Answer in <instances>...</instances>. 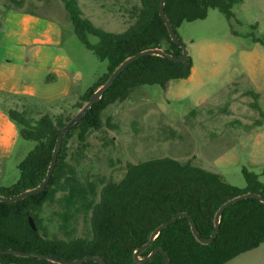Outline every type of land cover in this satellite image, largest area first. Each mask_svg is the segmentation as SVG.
Returning <instances> with one entry per match:
<instances>
[{
	"label": "rangeland",
	"instance_id": "374dc122",
	"mask_svg": "<svg viewBox=\"0 0 264 264\" xmlns=\"http://www.w3.org/2000/svg\"><path fill=\"white\" fill-rule=\"evenodd\" d=\"M77 1L84 17L114 33L134 23L140 6L139 0ZM18 6L0 0V81L11 79L18 92L36 95L2 93L0 107L7 119L14 109L33 120L49 115L69 122L81 112L80 105L88 104L83 95L107 73L108 63L78 39L60 0H23ZM233 12L228 20L211 9L206 19L178 29L193 60L189 79L172 81L167 89L134 90L126 101L105 109L102 129L92 132L85 146L70 140L67 160L80 181H119L128 163L169 157L219 174L239 188L246 186L244 168L264 183V0H243ZM37 67L63 69L70 82L67 92L58 96L65 79L52 71L55 80H41L33 70ZM35 144L20 137L11 155L0 156V188L18 181L19 164ZM61 197L46 205L41 217L51 235L64 238ZM75 226L76 236H84L89 221L80 215Z\"/></svg>",
	"mask_w": 264,
	"mask_h": 264
},
{
	"label": "trees",
	"instance_id": "16d2710c",
	"mask_svg": "<svg viewBox=\"0 0 264 264\" xmlns=\"http://www.w3.org/2000/svg\"><path fill=\"white\" fill-rule=\"evenodd\" d=\"M22 1L9 0L19 8ZM60 1L78 39L108 63L107 73L83 95L87 103L125 60L144 50L161 48L172 56H182L181 47L172 41L160 16L161 0H139L134 23L122 33L96 26L84 17L77 0ZM242 3L243 0H165L164 10L179 36L178 29L183 23L204 20L211 9H218L231 20L233 9ZM90 36L99 41L91 42ZM192 68L191 57L186 62H176L156 55L141 57L128 65L100 101L88 108L66 133L46 190L12 205L0 201V249L44 254L68 261L98 256L106 264H135L136 252L149 242L152 233L183 213L195 222L198 235L193 233L191 221L181 217L159 233L152 245L140 253L141 259L160 247L166 251L169 264H227L260 246L264 242V202L259 199H244L229 206L220 218L218 235L213 242L203 244L199 241V237L212 236L216 228L215 215L228 200L246 193L264 198V183L246 168L243 169L246 186L239 188L221 175L189 162L169 157L153 158L137 164L128 163L119 181L98 184L80 181L76 169L67 160L70 140L76 138L85 146L89 135L102 129V116L108 106L126 101L142 86L157 85L167 89L172 81L187 80ZM8 115L18 126L20 137L36 143L19 164L18 181L0 188V195L11 198L41 186L58 137L68 122L61 117L54 120L49 115L33 120L25 112L14 109H9ZM58 195H62L59 201L66 209L59 214L62 220L59 229L64 238L51 235L41 217L44 207L55 203ZM80 215L89 221L84 236H76L75 225ZM29 217L34 219L37 230L30 227ZM0 264L57 263L6 254L0 255ZM83 264L99 263L86 261ZM144 264H164V255L157 252Z\"/></svg>",
	"mask_w": 264,
	"mask_h": 264
},
{
	"label": "water",
	"instance_id": "95a60500",
	"mask_svg": "<svg viewBox=\"0 0 264 264\" xmlns=\"http://www.w3.org/2000/svg\"><path fill=\"white\" fill-rule=\"evenodd\" d=\"M164 6H165V0H161V6H160V16L162 18V20L164 21L165 25L167 26V29L169 31L170 37L172 39V41L174 43H176L177 45H179L183 51L182 56L181 57H175L172 56L170 54H168L164 49L158 48V49H148V50H144L142 52H140L139 54L128 58L127 60H125L109 77V79L107 80V82L101 86L90 98V101L88 102V104L81 110V112L72 120H70L66 126L62 129L55 149L53 151V156H52V161L49 167V170L47 172V176L45 178V180L43 181V183L41 184V186H39L38 188H34V189H30L27 190L19 195L13 196L11 198L9 197H5L0 195V201L1 202H5L7 204H14L16 202H19L21 200H23L24 198L30 196V195H34V194H38L41 193L43 191L46 190L47 185L51 179L52 173L55 169L56 163H57V159H58V155L59 152L62 148L63 145V140L64 137L66 135V133L84 116V114L86 113L87 109L90 108L92 105L97 104L100 99L102 98L103 94L106 92V90H108L111 85L113 84V82L115 81V79L125 70V68L130 65L131 63H133L134 61L140 59L141 57L144 56H161V57H165L169 60L172 61H176V62H186L189 59V52L187 49V46L180 40L179 36L176 34L172 24L170 23L165 10H164ZM244 199H259L260 201L264 202V198H262L261 196L255 194V193H246V194H242L236 198H233L231 200H228L227 202H225L224 204L221 205V207L219 208V210L217 211L216 215H215V231L212 234V236H210L207 239H203L201 237H199V241L203 244H210L213 242V240L215 239V237L218 235V231H219V224H220V218L223 214V212L231 205L237 203L238 201L244 200ZM184 217L187 218L191 221V225H192V231L195 235H198V230L197 227L195 225V222L192 220V218L186 214H180L175 216L174 218H172L171 220H169L168 222L160 225L151 235L149 242L142 246L135 254V264H144L147 261H149L155 253L157 252H161L164 255V264H169V257L166 253V251L163 248H155L152 253L145 259H141L140 253L143 252L144 250H146L147 248H149L152 243L155 241V239L158 237L159 233L166 228L168 225H171L172 223H174L177 219ZM29 225L30 227L35 231L37 230V226L36 223L34 221V219L32 217H29ZM16 255V256H21V257H32V258H38V259H44V260H48L51 261L53 263H57V264H83L86 261H93V262H97L99 264H106V262L103 260V258L98 257V256H86L84 258H80V259H76L73 261H68L65 259H54L51 257H48L44 254H38V253H26L23 251H19V250H3L0 249V255Z\"/></svg>",
	"mask_w": 264,
	"mask_h": 264
},
{
	"label": "crops",
	"instance_id": "0c3cea01",
	"mask_svg": "<svg viewBox=\"0 0 264 264\" xmlns=\"http://www.w3.org/2000/svg\"><path fill=\"white\" fill-rule=\"evenodd\" d=\"M27 14V13H26ZM28 67L29 71H32V68ZM1 69V68H0ZM37 74L40 75L41 80H45L47 77L51 78L52 80L56 79L55 74H51L52 71H54L60 79L64 81V85L62 88L61 93H59L58 96L64 95L67 90L70 82L66 78V72L62 69L59 70H48L45 67H37L36 69H33ZM15 83L11 79H7L1 82L0 81V94H16L23 97L32 98L34 95H36L35 92L29 91V92H18L15 89ZM34 99V98H32ZM2 106V105H1ZM4 111L2 110V107H0V129H5V136L2 138L0 137V156L7 157L11 155L14 152V149L19 142L20 139V133L18 126L10 119H7L6 116H4ZM9 116V115H8ZM227 264H264V242L258 246L257 248L245 252L233 260L229 261Z\"/></svg>",
	"mask_w": 264,
	"mask_h": 264
}]
</instances>
